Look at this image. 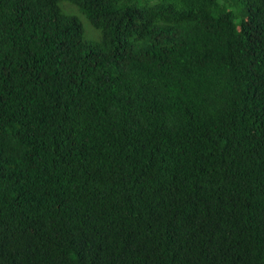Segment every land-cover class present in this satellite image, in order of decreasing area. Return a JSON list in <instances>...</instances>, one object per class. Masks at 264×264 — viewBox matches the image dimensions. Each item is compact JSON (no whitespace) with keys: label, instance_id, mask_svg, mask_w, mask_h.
<instances>
[{"label":"trees","instance_id":"obj_1","mask_svg":"<svg viewBox=\"0 0 264 264\" xmlns=\"http://www.w3.org/2000/svg\"><path fill=\"white\" fill-rule=\"evenodd\" d=\"M0 264H264V0H0Z\"/></svg>","mask_w":264,"mask_h":264},{"label":"rangeland","instance_id":"obj_2","mask_svg":"<svg viewBox=\"0 0 264 264\" xmlns=\"http://www.w3.org/2000/svg\"><path fill=\"white\" fill-rule=\"evenodd\" d=\"M75 9L77 13L79 14V16L81 17V20L83 22L87 35H92V36L96 35V32L94 31L96 29L88 22V20L78 11L76 7Z\"/></svg>","mask_w":264,"mask_h":264}]
</instances>
